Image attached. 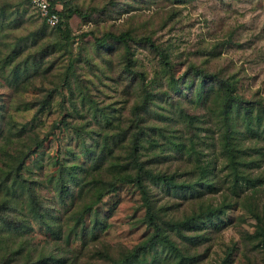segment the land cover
Segmentation results:
<instances>
[{
    "label": "rangeland",
    "instance_id": "374dc122",
    "mask_svg": "<svg viewBox=\"0 0 264 264\" xmlns=\"http://www.w3.org/2000/svg\"><path fill=\"white\" fill-rule=\"evenodd\" d=\"M71 5L89 9L87 15L71 12L58 31L27 0H0V145L11 152L41 141L25 160L26 174L38 181V196L55 209L63 229L70 226V198L58 202L50 183L57 161L90 181L101 176L89 159L97 145L105 141V149L125 163L132 131H139L146 165L190 184L168 188L146 180L150 198L164 209L162 219L196 216L206 207L217 212L189 222L181 229L186 238L169 231L184 254L193 256L187 264H222L228 252L225 264H264L254 233L264 225L262 108L233 112L240 160L232 170L220 144L216 83H199L190 72L174 85L153 50L130 42L132 67L143 71L148 90L146 103L136 108L142 82L124 71L123 45L107 37L93 41L107 31L150 36L167 51L173 78L193 63L229 77L235 93L264 105V0H62V6ZM87 31L91 34L80 35ZM13 66L26 72L13 77ZM143 213L137 189L120 183L85 217V237L53 242L34 221L29 235L38 249H62L72 264H104L107 254L117 257L149 235ZM169 261V252L152 250L145 264Z\"/></svg>",
    "mask_w": 264,
    "mask_h": 264
},
{
    "label": "trees",
    "instance_id": "16d2710c",
    "mask_svg": "<svg viewBox=\"0 0 264 264\" xmlns=\"http://www.w3.org/2000/svg\"><path fill=\"white\" fill-rule=\"evenodd\" d=\"M27 2L30 5L28 0ZM32 9L39 16L36 9L33 7ZM88 10L87 8L81 9L77 5L62 6L59 11L60 21L50 27L62 31L61 25L66 22V18L70 16L71 12L74 11L81 17H86ZM39 18L47 25L40 16ZM84 34L91 33L87 31L82 32L80 35ZM104 37L120 42L123 45L124 71L130 76H137L142 82V96L136 108L142 107L146 103L148 90L144 84L143 71L132 67L133 62L129 54L130 42L144 43L153 50L162 68L169 74V79L174 80V85L177 84L178 79H182L185 74L187 75L190 72L200 78L199 83H216L217 91L222 101L223 130L220 135L221 149L231 169L237 170L240 157L235 148L236 140L232 124L233 112L242 109L244 113H250L254 106H257L262 108L260 112L263 113L264 105H261L259 101L251 104V101L245 100L235 93L234 83L229 77L219 76L214 72L206 71L193 63H190L187 66V70L177 76V78H173L171 74L172 65L167 51L164 47L154 43L150 36L133 37L127 31H120L117 34L107 31L100 36H93V41L99 43ZM19 72L23 74L26 72V68L22 67L20 71L18 66L12 67L13 77H17ZM247 105L250 106L248 107ZM259 113L255 116L257 121L261 120V116H258ZM64 124L67 125V122L64 121ZM20 132L23 133V129ZM138 134L139 131H132L125 163H121L117 155H112V149H105V141L97 145L98 150L89 159L93 162V168H97L98 172L100 171L101 176L96 174L90 181L76 177L75 172L72 170L73 166L69 167L65 162L57 161L56 174L51 178L50 183L58 202L63 203L67 196L70 198L71 211L68 216L72 224L65 227V229H63L62 222L56 216L55 209L47 205L38 196L36 191L38 181L25 172L28 169V165L25 164L26 158L35 148L40 146L41 141H32V146L27 145L23 150H13L11 152L4 145H0V156L3 155V158L0 157V264H72L73 262L70 263L62 249L59 250L56 245L48 249H38L32 243L29 235V231L32 229L31 222L34 221L41 224L49 233V238L51 237L53 242L62 239L66 241L70 235L83 238L86 235L85 217L93 212V206L105 194L114 192L120 183H128L137 189L144 208L142 220L151 228V232L132 250L122 252L117 257H111L108 254L104 256V264H145L146 254L152 250L160 253L162 251L169 252L172 258V262L169 261L170 264L190 263L193 256L184 254L182 249L170 238L169 231L174 230L183 237L181 229L188 228L189 222H194L201 216L204 219H210L217 212H214L210 207H206L196 216L184 217L177 221L167 218L166 223L162 219L164 215L162 211L164 209L156 205L150 198L146 180L162 183L168 188H186L190 184L176 181L172 172L155 171L146 165L147 161L140 156L139 148L141 144L139 143ZM236 174L237 180L239 173L236 172ZM240 176L243 179L245 178L242 172H240ZM76 204L78 205L75 206ZM96 221L98 222V220ZM90 231L94 233V230L90 229ZM254 233L259 238V244L264 248V225L258 224ZM184 237L186 238V236ZM228 254L229 252L222 264L227 263Z\"/></svg>",
    "mask_w": 264,
    "mask_h": 264
},
{
    "label": "built area",
    "instance_id": "2783aa9c",
    "mask_svg": "<svg viewBox=\"0 0 264 264\" xmlns=\"http://www.w3.org/2000/svg\"><path fill=\"white\" fill-rule=\"evenodd\" d=\"M30 5L36 9L39 16L49 26H54L60 21L59 11L62 0H28Z\"/></svg>",
    "mask_w": 264,
    "mask_h": 264
}]
</instances>
